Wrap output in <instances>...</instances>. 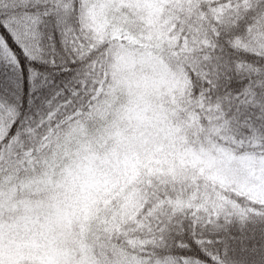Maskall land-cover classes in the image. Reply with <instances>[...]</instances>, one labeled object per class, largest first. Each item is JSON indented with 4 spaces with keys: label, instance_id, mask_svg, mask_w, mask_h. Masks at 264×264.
<instances>
[{
    "label": "snow or ice",
    "instance_id": "snow-or-ice-1",
    "mask_svg": "<svg viewBox=\"0 0 264 264\" xmlns=\"http://www.w3.org/2000/svg\"><path fill=\"white\" fill-rule=\"evenodd\" d=\"M264 264V0H0V264Z\"/></svg>",
    "mask_w": 264,
    "mask_h": 264
},
{
    "label": "trees",
    "instance_id": "trees-1",
    "mask_svg": "<svg viewBox=\"0 0 264 264\" xmlns=\"http://www.w3.org/2000/svg\"><path fill=\"white\" fill-rule=\"evenodd\" d=\"M259 258V253L253 255V260L256 262V264H258Z\"/></svg>",
    "mask_w": 264,
    "mask_h": 264
}]
</instances>
